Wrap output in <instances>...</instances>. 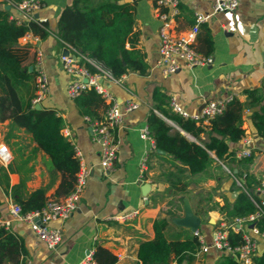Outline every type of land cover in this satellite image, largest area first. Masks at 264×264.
Returning <instances> with one entry per match:
<instances>
[{
  "label": "crops",
  "instance_id": "obj_1",
  "mask_svg": "<svg viewBox=\"0 0 264 264\" xmlns=\"http://www.w3.org/2000/svg\"><path fill=\"white\" fill-rule=\"evenodd\" d=\"M40 1L41 7L36 12L38 19L47 21L55 30L62 8L71 0ZM129 2L135 5L136 46L144 53L149 67L144 74L125 73L121 84L103 81L121 105L128 99L137 103L135 108L124 113L122 124L115 129L118 149L111 168L106 171L99 162L101 147L92 138L90 122L66 93L72 76L61 65L60 56L65 45L53 31L47 38L38 37L33 42L23 43L21 37L18 38L17 47L33 45L16 52L21 63L28 69L31 66L35 71L44 70L48 77V91L41 106L53 108L62 116V132L81 152L80 165L88 171L76 208L66 218L49 222L50 226L60 227L62 232L61 242L49 248L26 221L10 219L9 203L42 186H46V195L52 197L61 175L49 165V156L37 147L31 134L22 127H13L8 141L13 154L8 165L12 168L7 166L0 170V221L9 220L8 228L23 238L26 264H79L87 253L94 255L97 245L117 256L113 264H139V245L154 237L155 219L167 220L164 231L168 239H184L193 234L189 228L172 221L174 216L183 215L184 199L199 215L197 230L210 245L214 231L225 228L230 220L222 207L243 190L236 183V177L244 180V186L252 189L254 197L264 200V192L258 190L264 180V139L250 125L249 110L244 113V135L229 143L233 155L224 161L215 158L199 175L189 176L188 170L183 171L184 176L190 178L184 190L174 189L167 175L171 171L179 172L183 165L165 151L151 148L150 140L140 136L153 108L152 93L156 87L163 89L170 98L174 97L188 113L196 114L208 100L233 95L244 99V88L261 85L264 77V0H239L235 11L215 13L209 21L201 23L194 46L200 53L210 55L212 62L182 66L168 74L155 65L160 19L153 0ZM211 4L212 0H179V12L171 21L170 32L184 33L192 25L195 12L207 11ZM5 5L11 15H18L13 4L0 0V9ZM0 123L11 126L9 120ZM245 138L250 139L251 155L238 157L236 152ZM142 162L145 168L140 178ZM3 172L8 175L6 183ZM20 182L18 193L13 194L12 188ZM185 194L187 196L182 197ZM133 208H138L139 214L125 222L108 218V215ZM243 225L250 232L251 223ZM250 234L256 240L255 255L264 251V231ZM226 255L233 256L226 249L210 246L207 251L197 250L191 256L187 253L179 264H218ZM176 263L173 258L167 264Z\"/></svg>",
  "mask_w": 264,
  "mask_h": 264
},
{
  "label": "trees",
  "instance_id": "obj_2",
  "mask_svg": "<svg viewBox=\"0 0 264 264\" xmlns=\"http://www.w3.org/2000/svg\"><path fill=\"white\" fill-rule=\"evenodd\" d=\"M153 2L155 5L156 0ZM134 19V2L118 0H71L62 8L55 30L45 20L17 22L11 18L8 9H0V122L9 120L11 126L24 128L31 134L37 147L49 156L51 167L61 175L52 196L54 198L64 197L74 188L80 160L74 144L62 132V116L53 108H35L32 104L35 70L23 65L16 52L33 45L17 47L18 38L30 31L44 39L53 31L62 45L69 44L86 57L101 61L116 77L129 72L144 74L149 64L144 53L136 46ZM84 63L90 72H94L88 62ZM242 93L244 99L238 95L231 96L224 109L210 118L208 123H198L191 117L174 112L169 106V95L156 87L152 93L153 108L147 115V129L156 149L164 150L177 159L188 170L189 176L202 174L215 158L224 161L233 155L229 143L244 135L246 110H249L250 125L264 139V77L260 86L244 88ZM73 100L90 121L101 119L108 107L93 86L81 90ZM2 175L6 183L8 175L6 172ZM167 175L174 189L184 190L190 182L189 177L179 172L171 171ZM21 184L12 188L13 194L18 193ZM49 198L46 186H42L24 197H15V202L20 204L23 212H28L40 209ZM222 209L230 217V222L234 217L254 212L256 206L249 195L241 190L232 202L226 201ZM253 224L259 231H264V217L257 218ZM166 225L165 218L155 219L154 237L139 245V264H167L173 258L179 264L187 253L191 256L200 249L201 243L194 234L184 239H168L164 231ZM227 240L231 246L240 245L243 242L242 232L227 228ZM26 254L23 238L0 225V264H26ZM93 256L95 264H113L117 259L115 254L101 245H97ZM218 264L240 263L234 256L226 255ZM251 264H264V251L254 255Z\"/></svg>",
  "mask_w": 264,
  "mask_h": 264
},
{
  "label": "built area",
  "instance_id": "obj_3",
  "mask_svg": "<svg viewBox=\"0 0 264 264\" xmlns=\"http://www.w3.org/2000/svg\"><path fill=\"white\" fill-rule=\"evenodd\" d=\"M1 1L13 4L16 7L18 15H11V18L16 19L17 22L38 20L35 13L41 7L42 3L40 0ZM238 5L239 0H212L210 9L207 11L195 12L192 25L184 31V33L177 35L170 32V26L173 17L179 12V0H156L155 13L160 19V26L158 29V56L155 65L161 72L168 74L175 72L182 66L193 67L211 63V56L200 53L194 46L200 24L209 21L215 13L235 11ZM162 7L164 9H162ZM20 37L23 43L33 42L38 38V36L30 31L25 32ZM65 49H67V52L61 54L60 60L62 68L72 76L66 86L68 97L74 98L81 90L93 86L108 103V107L101 119L90 121L88 116H84L85 119L90 122L93 140L100 144L101 151L99 162L102 169L106 171L111 168L118 149V138L116 137L115 129L122 124L124 113L135 108L137 103L128 99L121 105V102L109 91L103 82L107 81L121 84L123 75L120 77L114 76L110 69L101 61L86 57L69 44L65 45ZM84 62H88L91 67L94 68V72H90ZM34 80V96L31 99L33 105L41 103L48 91V77L44 70L40 68L36 69ZM230 98L231 96L226 99L208 100L204 103L200 112L196 114L188 113L174 97L170 98L169 106L174 112L185 117H191L198 123H208L210 118L224 109L226 101ZM140 136L150 140L151 148H155L153 138L149 134L147 126L140 130ZM76 153L78 158L81 159V152L76 149ZM236 155L238 157L251 155L249 138L244 139L243 146L237 150ZM12 158L13 154L9 145L0 139V170L6 168ZM144 168L145 164L142 162L140 166V178H142ZM227 170L230 171L229 169ZM87 173V169L80 165L74 188L64 197H50L40 209L23 212L20 204L10 200V219L26 221L31 229L49 248H55L62 240V232L60 227L50 226L49 222L66 218L69 213L76 208ZM235 180L249 195L256 206V210L245 216L234 217L227 223L225 228H219L214 231L212 243L210 245L203 241L198 230H195L193 234L198 237L201 243L200 251H207L210 246L226 249L243 264H251L252 257L255 255L256 240L250 233H261L253 223L257 218L264 217V200L254 197L252 192L244 186V180L242 178L236 177ZM258 190L264 192V180L261 182ZM138 214L139 209L133 208L124 212L108 215V218L119 222H125ZM248 223H251L249 228L250 232L245 230L243 225H247ZM0 225L8 227L9 220L0 221ZM227 228L242 232L243 242L240 245H229L227 240ZM79 264H95L93 253H87Z\"/></svg>",
  "mask_w": 264,
  "mask_h": 264
},
{
  "label": "water",
  "instance_id": "obj_4",
  "mask_svg": "<svg viewBox=\"0 0 264 264\" xmlns=\"http://www.w3.org/2000/svg\"><path fill=\"white\" fill-rule=\"evenodd\" d=\"M129 1V0H126ZM8 8V5H5V9ZM35 16L38 17V14L35 13ZM67 52V49H64V53ZM31 70V66L29 68ZM35 108H41L40 103L34 104ZM160 152H164V150L158 149ZM147 187V186H145ZM252 191V189H250ZM200 217L197 215L193 209L191 208V205L187 199H184L183 202V215L182 216H174L172 218V221L178 225V226H183L189 228L192 232L198 229L199 224H200Z\"/></svg>",
  "mask_w": 264,
  "mask_h": 264
},
{
  "label": "rangeland",
  "instance_id": "obj_5",
  "mask_svg": "<svg viewBox=\"0 0 264 264\" xmlns=\"http://www.w3.org/2000/svg\"><path fill=\"white\" fill-rule=\"evenodd\" d=\"M12 130H13V126L12 127L11 126L8 127L7 125H4V124L0 123V138H1V140H3L4 142H6L8 144L9 138L11 137V135L13 133ZM48 163H49V165H51L49 160H48ZM178 170H179V172H181L184 175L183 171H185L186 169L182 168V169H178ZM199 190L200 189L197 188V191H199ZM186 196L187 195L185 194L182 197H186ZM204 205L206 207V205H208V204H203V206Z\"/></svg>",
  "mask_w": 264,
  "mask_h": 264
}]
</instances>
